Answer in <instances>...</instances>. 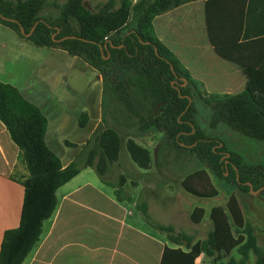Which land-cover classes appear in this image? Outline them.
<instances>
[{
    "label": "trees",
    "instance_id": "1",
    "mask_svg": "<svg viewBox=\"0 0 264 264\" xmlns=\"http://www.w3.org/2000/svg\"><path fill=\"white\" fill-rule=\"evenodd\" d=\"M46 3V0H0V23L33 45L60 48L93 68L101 78L102 122L107 115L115 123L136 127L137 131H162L176 146L193 152L217 178L244 191L249 188L247 181L251 189L264 185V169L258 168L260 165H247L227 149L229 155L222 156L223 143L214 146L215 141L203 134L193 107V98L198 97L209 109V127L222 123L264 143L262 70L237 61L246 75L241 90L219 93L199 89L198 82L157 38L151 25L153 15L174 6L178 0H118L115 7L112 0H106L94 10L84 6L82 0H64L54 3L58 10L54 16L40 13ZM63 35L72 36L60 38ZM215 50L230 58L227 51L217 46ZM134 97L145 104V110L139 108ZM84 116L80 113L79 123ZM0 121L20 150L27 171L19 180L23 192L18 224L5 229L0 240V264H19L37 241L42 221L55 207V189L81 167H92L120 199L124 176L120 174L117 180L110 181L104 174L117 159L121 137L112 125L99 124L74 157L62 165L44 141L45 115L13 84L1 80ZM124 146L136 166L147 167L146 147L129 136ZM181 184L186 191L202 195L185 180ZM140 210L148 224L163 230L172 242L184 245L183 249L164 246L158 264H197L201 259L210 264H245L249 253L253 255V264H264V248L257 243L252 224L243 217L233 197L226 200L224 207L209 208L210 228L204 237L196 239L192 233L175 232L170 224L154 221L144 207ZM201 213L202 209L194 206L189 212L190 220L198 222ZM232 250L238 254L237 259L231 255Z\"/></svg>",
    "mask_w": 264,
    "mask_h": 264
},
{
    "label": "crops",
    "instance_id": "2",
    "mask_svg": "<svg viewBox=\"0 0 264 264\" xmlns=\"http://www.w3.org/2000/svg\"><path fill=\"white\" fill-rule=\"evenodd\" d=\"M151 25L157 38L203 91L241 90L246 75L237 61L264 72V0H178L153 15ZM30 45L33 44L29 40L0 23V80L13 84L39 107L46 117L44 141L65 165L75 151L61 155L52 144L78 145L93 132L101 121V78L92 68L94 79L87 87L95 88V96L91 99L84 94L77 101L78 90L74 88L76 84L82 88L83 71L88 65L84 61L86 66L78 65L76 56L60 48L36 45L33 46L39 48L35 53L53 54L54 59L63 61V66L67 64V72L64 67L46 72L42 62L38 64L34 59L21 64L19 59L25 61L20 58L21 53L30 51ZM215 46L227 51L230 58L217 53ZM69 81L73 88L66 84ZM45 91L57 98L48 104L39 102ZM82 112L85 116L79 123ZM86 125L85 130H79ZM91 169L81 167L55 189V207L42 221L37 241L19 264H158L164 246L183 249L182 243L172 242L163 230L148 224L140 210L142 206L156 222L170 224L152 213L154 205L172 196L169 181L124 180L117 199L110 185L98 176L90 177ZM26 173L20 150L0 121V240L5 229L18 224L23 192L19 180ZM162 184H167L168 190L161 189ZM231 255L238 257L233 250ZM206 262L201 259L197 264Z\"/></svg>",
    "mask_w": 264,
    "mask_h": 264
},
{
    "label": "rangeland",
    "instance_id": "3",
    "mask_svg": "<svg viewBox=\"0 0 264 264\" xmlns=\"http://www.w3.org/2000/svg\"><path fill=\"white\" fill-rule=\"evenodd\" d=\"M47 3L44 4L40 13L44 15L54 16L58 13V10L50 2L61 3L64 0H46ZM106 0H82L84 6L89 9H96ZM118 0H112V6H117ZM31 46L30 51H24L21 53L19 62L25 64L32 59L40 64L42 62L45 71L49 72L52 68H63L67 72V64L63 66V61H58L54 59L53 54L45 55L35 53L39 47ZM43 50V49H42ZM77 64L81 66H86V64L76 58ZM23 66V65H21ZM20 66V67H21ZM21 68L20 70H22ZM93 69L88 67L83 71L84 84L82 88L76 84L75 88L78 90L75 94L77 101H80L84 94H89L92 99L95 96V88L87 87L89 81L92 83L94 79ZM23 74V73H22ZM21 74L20 77H23ZM19 77V78H20ZM66 84L73 88L72 84L66 82ZM86 86V87H85ZM94 86V85H92ZM56 95L50 91H45L42 97L38 98V101H45V104L50 103L56 99ZM135 103L139 106L141 110H145V104L137 97H134ZM44 107V106H43ZM194 107V118L196 120L199 128L205 136L211 137L215 144L214 146H221L222 143L225 149L221 150L222 156L226 157L229 152L240 157V161L245 164H255L260 165L258 168L264 169V143L257 142L253 139L245 137L229 128L224 124L220 123L215 128H211L207 124L208 107L198 98H193ZM50 109V108H49ZM46 112L47 110L43 108ZM102 123L112 125L117 129L120 134V146L118 150L117 159L110 163L108 169L106 170L104 177L110 178L113 181L117 180L118 176L122 174L124 180L130 181L135 179H152V180H167L170 182V198H166L160 203L154 205L152 213L157 219H161L167 223L175 226L178 231H185L192 233L193 235H198L199 237H204L207 230L210 228V220L208 218L207 210L212 205L225 206L226 200L229 197H233L236 200L238 207L241 209L243 217L248 220L252 226L253 231L256 236L257 243L264 248V185H259L256 192L241 190L238 187L231 185L224 179H219L214 176L211 171L202 163L193 152L176 146L171 137L166 136L164 132L155 129L147 130L146 132L137 131L136 127L125 126L120 123H115L107 115H105V121H99L95 128ZM87 125L80 131L85 130ZM94 131V130H93ZM129 136L137 141L139 144L146 147L149 151V163L146 168H140L136 166L125 149L124 140ZM92 137V133L88 138H86L80 144H71V146L64 145L60 143H53V149L61 155H66L73 153L87 142L88 139ZM220 140V141H218ZM77 146V147H76ZM74 152V154H75ZM73 154V157H74ZM228 162V159L225 160ZM90 170V177H96L97 174ZM228 172H225L227 174ZM96 174V175H95ZM123 180V181H124ZM185 180L187 184L193 187L198 193L202 195H197L186 191L181 181ZM161 189H167V184H162ZM261 187V188H260ZM159 188V187H158ZM194 206H199L202 209L201 218L198 222H193L189 218V212ZM191 208V209H190ZM184 209H187V213H184ZM181 213V216L178 215ZM204 212V214H203ZM152 219V218H151ZM155 221V220H154ZM207 264H210L206 262ZM246 264H253V255L250 253Z\"/></svg>",
    "mask_w": 264,
    "mask_h": 264
},
{
    "label": "water",
    "instance_id": "4",
    "mask_svg": "<svg viewBox=\"0 0 264 264\" xmlns=\"http://www.w3.org/2000/svg\"><path fill=\"white\" fill-rule=\"evenodd\" d=\"M8 19H11L12 20V18H8ZM35 23V22H34ZM20 28V31L22 32V29H21V27H19ZM30 30H31V28H30ZM30 30L28 31V32H26V33H24L25 35H28V33L30 32ZM67 36H72V35H63V36H61L60 38H65V37H67ZM185 82H184V79H183V82H182V84H184ZM188 102H189V97H188ZM188 102H187V104H186V106L188 105ZM185 106V107H186ZM247 183H248V185H249V189H250V187H251V184H250V182L249 181H247ZM261 188V187H260ZM259 189V188H258ZM258 189H250V191H253V192H256Z\"/></svg>",
    "mask_w": 264,
    "mask_h": 264
},
{
    "label": "built area",
    "instance_id": "5",
    "mask_svg": "<svg viewBox=\"0 0 264 264\" xmlns=\"http://www.w3.org/2000/svg\"><path fill=\"white\" fill-rule=\"evenodd\" d=\"M202 256H203V254H202V252H200V254H199V258L201 259V258H202Z\"/></svg>",
    "mask_w": 264,
    "mask_h": 264
}]
</instances>
